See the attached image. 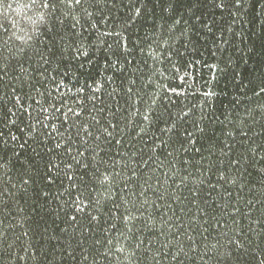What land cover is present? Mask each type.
Masks as SVG:
<instances>
[{
  "label": "trees",
  "instance_id": "1",
  "mask_svg": "<svg viewBox=\"0 0 264 264\" xmlns=\"http://www.w3.org/2000/svg\"><path fill=\"white\" fill-rule=\"evenodd\" d=\"M0 264H264V0H0Z\"/></svg>",
  "mask_w": 264,
  "mask_h": 264
}]
</instances>
